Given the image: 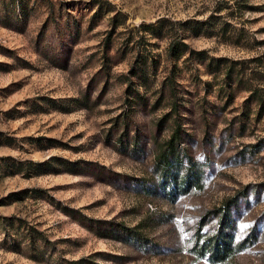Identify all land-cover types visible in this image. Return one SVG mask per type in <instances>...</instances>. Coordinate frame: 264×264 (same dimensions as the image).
<instances>
[{
    "label": "rangeland",
    "instance_id": "rangeland-1",
    "mask_svg": "<svg viewBox=\"0 0 264 264\" xmlns=\"http://www.w3.org/2000/svg\"><path fill=\"white\" fill-rule=\"evenodd\" d=\"M176 125L203 176L171 199ZM232 195L236 249L200 254ZM0 264H264V0H0Z\"/></svg>",
    "mask_w": 264,
    "mask_h": 264
},
{
    "label": "trees",
    "instance_id": "trees-1",
    "mask_svg": "<svg viewBox=\"0 0 264 264\" xmlns=\"http://www.w3.org/2000/svg\"><path fill=\"white\" fill-rule=\"evenodd\" d=\"M203 22V20H196L194 26L196 30L207 32L205 29L207 27H203ZM181 44L185 45L186 43L177 39L170 41L168 44L169 51L175 58L184 50ZM143 60L144 56L137 57V61L135 62L136 70H141V72L144 70V66H141V63L144 62ZM226 71L230 74V65ZM179 130V126L176 125L169 137L163 141L161 147L156 152L157 178L145 186L147 191L152 190V188H159L166 197L171 199L176 198L181 193L187 192L192 187L200 186L203 176L199 163L196 160L186 158L185 153H182L178 148ZM33 163L36 167L35 172L37 173L64 169L75 170L73 161L56 154H52L43 160H35ZM237 200L238 197L233 195L226 197L214 209L217 222L212 232L204 235L200 241L199 236L201 234H198L196 238V249L200 254H207L215 259H223L236 249L237 241L234 239L233 234V215L235 211L233 206H237ZM30 236L33 243V236L31 234Z\"/></svg>",
    "mask_w": 264,
    "mask_h": 264
}]
</instances>
